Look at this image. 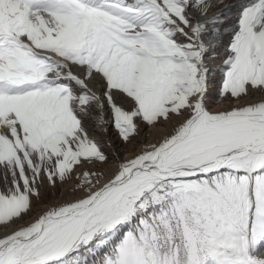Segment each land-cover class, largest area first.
<instances>
[{"label":"snow or ice","instance_id":"snow-or-ice-1","mask_svg":"<svg viewBox=\"0 0 264 264\" xmlns=\"http://www.w3.org/2000/svg\"><path fill=\"white\" fill-rule=\"evenodd\" d=\"M0 264H264V0H0Z\"/></svg>","mask_w":264,"mask_h":264},{"label":"bare ground","instance_id":"bare-ground-1","mask_svg":"<svg viewBox=\"0 0 264 264\" xmlns=\"http://www.w3.org/2000/svg\"><path fill=\"white\" fill-rule=\"evenodd\" d=\"M231 2V0H225V3L227 4V3H230Z\"/></svg>","mask_w":264,"mask_h":264}]
</instances>
